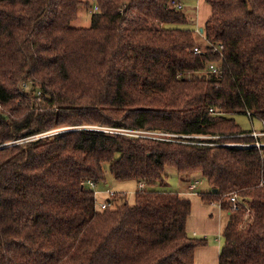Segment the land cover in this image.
<instances>
[{
    "label": "trees",
    "instance_id": "trees-1",
    "mask_svg": "<svg viewBox=\"0 0 264 264\" xmlns=\"http://www.w3.org/2000/svg\"><path fill=\"white\" fill-rule=\"evenodd\" d=\"M172 1L96 0L78 27L89 1L0 0V264H195L207 238L188 230L190 195L154 187L168 167L200 171V196L230 211L218 264H264V136L235 118L264 121V0H206L203 41ZM65 125L178 135L27 139ZM108 172L145 183L134 203L97 207L83 182Z\"/></svg>",
    "mask_w": 264,
    "mask_h": 264
},
{
    "label": "crops",
    "instance_id": "crops-1",
    "mask_svg": "<svg viewBox=\"0 0 264 264\" xmlns=\"http://www.w3.org/2000/svg\"><path fill=\"white\" fill-rule=\"evenodd\" d=\"M194 3H196V5L198 4L197 26H200L201 28L210 16L211 8L206 0H195ZM132 180L133 179H127L122 181L114 179L113 181L108 180L107 183H114L115 186L116 183H125L122 186H117L119 189H115L122 191L120 188H126L125 186ZM179 180L180 182L177 190H174L173 188L167 190L178 191L190 195L192 200V212L188 218V230L192 235L207 238V244L198 247L196 250L195 264H218L220 250L223 245V230L230 219L231 213L229 210L223 209L218 201L204 200L197 189H195L196 191H193L191 186L194 182L189 178L183 179L179 177ZM137 182V188L140 189V184L142 182L140 180H137ZM105 197H107V195H105Z\"/></svg>",
    "mask_w": 264,
    "mask_h": 264
},
{
    "label": "rangeland",
    "instance_id": "rangeland-1",
    "mask_svg": "<svg viewBox=\"0 0 264 264\" xmlns=\"http://www.w3.org/2000/svg\"><path fill=\"white\" fill-rule=\"evenodd\" d=\"M86 1H89L91 5L83 4L80 7L79 15H78L77 19H75L73 21V24L75 26H78V27L90 26L91 18H92V12L100 10L99 7L96 8V5H97L96 0H86ZM194 1L195 0L188 1L187 5L185 4L184 7L182 8L189 16L188 21L186 23L176 24V26L177 27L194 28V29L196 28V29H198L199 32H200L199 33L200 34V40L203 41V40H205V34H204V32H202L203 28L201 29L200 26H197V10H198L197 8H198V4L196 5V3H194ZM199 74H204V72H200ZM24 87H26V86L24 85ZM235 118H236L237 122H239L240 125L243 128L252 129L253 131H257V132L264 131V121H262L259 118H256V117L253 118V117H250L247 114H242V113H236L235 114ZM68 127H73V126H67V125L61 126L62 129H66ZM153 132H154L153 133L154 136L155 135L156 136H161L162 133H166L168 135L172 134L171 136L178 135L176 133L163 132V131H159V132L158 131H153ZM260 135L264 136V134H260ZM16 142L17 141L9 142L7 144H12V143H16ZM110 174L111 173L108 172L107 180L105 182L97 183V188H98V190L101 191L97 195L99 200L104 198L105 195H106L105 192H104L107 189L106 182L108 180H110V181L114 180V178ZM167 174L168 175H167V177L164 180L165 183L164 184H162V183L156 184L154 186L156 189L167 190V189L173 188L174 190H177V187H179L178 185H179V182H180L179 177H181L183 179H188L189 178L191 181L196 183V187H197L196 189L198 191L206 192V191H208L210 189L206 178L203 176V174L200 171L182 174V173H179L176 168L168 167L167 168ZM122 181H124V180H122ZM115 183H116V181H115ZM123 184H125V183H119V184L116 183V186L114 185V183L110 184V185L115 190V189L118 188L117 186H122ZM137 186H138L137 179H133L131 182L130 181L128 182V184L125 186L126 188H124V187L120 188V190L126 191L128 193V196L126 198L128 199V201L130 203H134L135 191H137L135 189H138Z\"/></svg>",
    "mask_w": 264,
    "mask_h": 264
},
{
    "label": "built area",
    "instance_id": "built-area-1",
    "mask_svg": "<svg viewBox=\"0 0 264 264\" xmlns=\"http://www.w3.org/2000/svg\"><path fill=\"white\" fill-rule=\"evenodd\" d=\"M172 3L182 9L184 7V5L181 3V2H178L177 0H173ZM99 6L96 5V8H98ZM212 47L214 48V50H222L223 49V44H214L212 43L211 44ZM201 51V48L199 46H196L195 47V52H200ZM208 72H215V73H218L219 71V67L216 63H211L208 67ZM26 86V84H25ZM247 114L248 115H252L250 111H247ZM72 128H86V129H97V130H103V131H107V132H120V133H128V134H134V135H149V136H153V137H161V138H164V137H167V136H171L172 134L168 135L166 133H162L161 136H154L153 135V131H148V130H138V129H127V128H120V127H105V126H98V125H82V126H73V127H68L66 129H72ZM63 129L62 128H57V129H53V130H49V131H45V132H42V133H37V134H34L30 137H28L27 139H32V138H40V137H46L50 134H53V133H56V132H59V131H62ZM157 133V132H156ZM253 134L255 136H258L260 134H264V131L262 132H257V131H253ZM256 145L257 146H262L264 145V142H260L259 140L256 142ZM84 185L86 184V186L88 188H91L94 190V194L96 196V204H97V207L98 208H101V209H105L109 206L112 205V202H113V199L116 197V196H119V195H125V194H128L127 192H122V191H118V190H114L112 188V186L106 182V186H107V189L104 191L105 194L107 195V197L99 200L98 199V193L101 192L100 190H98L97 188V182L94 181L93 179H87L85 180L84 182ZM140 189L144 188L145 187V183L142 182L140 184ZM191 189L193 191H196V183H193L192 186H191ZM227 199L229 200L230 202V210L231 212H237L239 211L242 207H241V198L239 196L238 193L236 192H232L230 194L227 195ZM220 203V202H219ZM221 204V203H220Z\"/></svg>",
    "mask_w": 264,
    "mask_h": 264
},
{
    "label": "water",
    "instance_id": "water-1",
    "mask_svg": "<svg viewBox=\"0 0 264 264\" xmlns=\"http://www.w3.org/2000/svg\"><path fill=\"white\" fill-rule=\"evenodd\" d=\"M214 190L216 191L217 189H216V188H214Z\"/></svg>",
    "mask_w": 264,
    "mask_h": 264
}]
</instances>
